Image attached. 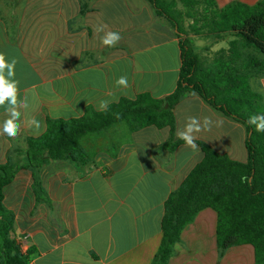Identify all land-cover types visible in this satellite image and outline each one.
Masks as SVG:
<instances>
[{"label":"crops","instance_id":"1","mask_svg":"<svg viewBox=\"0 0 264 264\" xmlns=\"http://www.w3.org/2000/svg\"><path fill=\"white\" fill-rule=\"evenodd\" d=\"M216 1L225 7L263 0ZM108 31L121 36L113 47L102 44ZM180 41L147 0H0V53L15 59L11 79L18 82V101L29 105L20 109L17 137L0 135V166L26 162L29 140L46 133L48 120L80 119L88 108L102 112L143 94L170 97L180 80ZM122 76L126 88L117 84ZM250 85L264 103V74ZM174 117L173 136L170 128L148 127L132 134L116 156L100 151L85 166L49 161L16 175L4 189V207L14 217L10 239L24 254L35 252L30 264L153 263L165 205L202 162V145L236 162L249 157L247 128L198 94L183 99ZM189 117L212 121L195 134L197 150L178 137ZM8 118L0 106V129ZM216 231V212L202 211L183 231L169 264H255L250 245L221 254Z\"/></svg>","mask_w":264,"mask_h":264},{"label":"trees","instance_id":"2","mask_svg":"<svg viewBox=\"0 0 264 264\" xmlns=\"http://www.w3.org/2000/svg\"><path fill=\"white\" fill-rule=\"evenodd\" d=\"M147 1L181 40L176 91L164 100L143 94L134 100L122 99L102 112L88 108L80 119L48 120L46 133L29 140L26 162L0 166V264H30L35 254L33 250L24 254L10 239L14 217L4 207V189L21 170H37L49 161L81 167L100 151L116 156L132 134L148 127L170 128L173 136L174 109L193 94L247 128L248 162L233 161L202 145V162L165 205L163 238L152 264H169L183 231L207 209L217 214L216 242L221 254L250 245L255 264H264V131L248 123L249 117L264 115L262 96L250 85L254 76L264 74V0L255 6L232 2L225 7L216 0ZM197 38L224 44L212 68L203 67L195 50ZM35 188L42 200L38 182Z\"/></svg>","mask_w":264,"mask_h":264},{"label":"clouds","instance_id":"3","mask_svg":"<svg viewBox=\"0 0 264 264\" xmlns=\"http://www.w3.org/2000/svg\"><path fill=\"white\" fill-rule=\"evenodd\" d=\"M104 26L97 27L96 31L100 32ZM121 39V36L117 32L108 31L102 38V44L113 47ZM16 61L13 59L8 62L3 53H0V106H5V110L8 114V119L3 123L2 129H0V135H5L8 138H16L20 125L17 121L20 118V109H27L29 105L24 101H18L17 98V84L18 82L11 79L15 75ZM118 85L127 87V78L122 76L117 81ZM100 107L106 108V102H101ZM248 123L255 125L256 131H264V115H253L249 117ZM212 124L210 118L205 117L203 123L196 117H189L183 130L178 132V137L182 139L185 144L191 147L193 150H197L195 144L196 133L202 130L208 129ZM29 125H35L36 130L40 129V123L36 120L29 121Z\"/></svg>","mask_w":264,"mask_h":264},{"label":"rangeland","instance_id":"4","mask_svg":"<svg viewBox=\"0 0 264 264\" xmlns=\"http://www.w3.org/2000/svg\"><path fill=\"white\" fill-rule=\"evenodd\" d=\"M188 22L187 24H189ZM195 50L198 54L201 63L203 64V67L206 69L212 68L215 59L217 58L218 50L222 49L224 44L220 43L219 45H216V43L213 40L210 39H202L197 38L194 41Z\"/></svg>","mask_w":264,"mask_h":264},{"label":"water","instance_id":"5","mask_svg":"<svg viewBox=\"0 0 264 264\" xmlns=\"http://www.w3.org/2000/svg\"><path fill=\"white\" fill-rule=\"evenodd\" d=\"M48 155H46V157H47Z\"/></svg>","mask_w":264,"mask_h":264}]
</instances>
